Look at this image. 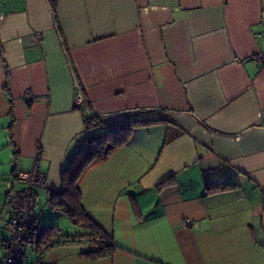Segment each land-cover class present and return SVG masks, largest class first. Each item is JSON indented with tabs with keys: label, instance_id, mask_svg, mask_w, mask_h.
<instances>
[{
	"label": "crops",
	"instance_id": "crops-1",
	"mask_svg": "<svg viewBox=\"0 0 264 264\" xmlns=\"http://www.w3.org/2000/svg\"><path fill=\"white\" fill-rule=\"evenodd\" d=\"M262 50L264 0H0V248L17 171L45 174L37 205L61 189L85 139L79 94L108 122L128 109L165 121L78 181L113 255L85 257L77 238L45 263L264 264ZM206 180L238 187L207 193Z\"/></svg>",
	"mask_w": 264,
	"mask_h": 264
},
{
	"label": "trees",
	"instance_id": "trees-1",
	"mask_svg": "<svg viewBox=\"0 0 264 264\" xmlns=\"http://www.w3.org/2000/svg\"><path fill=\"white\" fill-rule=\"evenodd\" d=\"M48 1L54 10L57 0ZM55 28L59 36H61L60 28L56 21ZM61 45L65 51L66 47L62 39ZM81 107L84 112V143L70 158L68 166L62 171L61 189L50 194L48 205L51 209L65 214L72 224L82 225L87 229L85 242L88 247L82 252V255L91 259L111 257L117 249V245L112 241L111 236H108L85 212L81 204L78 181L93 161H104L112 151L127 144L137 128L151 126L165 120L164 118L145 119L142 117L144 114L150 113L152 109H128L123 111L124 120L108 122L105 120L106 115L95 113L87 101H84ZM170 182L171 180L167 179L160 183L159 186ZM204 185L207 193L238 187L237 183L231 181L214 183L206 180ZM77 238H80V236L70 237L69 235L61 234L59 228L55 225L40 227L36 222V226L27 232L25 244L31 243L35 252L39 255L38 259L32 264H52L45 263L42 260L43 253L55 245L72 242ZM23 255L24 250L17 264L22 263Z\"/></svg>",
	"mask_w": 264,
	"mask_h": 264
},
{
	"label": "built area",
	"instance_id": "built-area-1",
	"mask_svg": "<svg viewBox=\"0 0 264 264\" xmlns=\"http://www.w3.org/2000/svg\"><path fill=\"white\" fill-rule=\"evenodd\" d=\"M256 57L264 61V50L258 52ZM24 92L25 98L30 101L33 98L32 91L26 89ZM76 103L77 105L84 103L79 94L76 96ZM15 179L21 187L10 193L6 199L11 231L9 238L4 242L5 264H17L20 261L26 234L36 226L35 208L38 204V191L46 184L45 174L37 169V165L30 171H17Z\"/></svg>",
	"mask_w": 264,
	"mask_h": 264
},
{
	"label": "rangeland",
	"instance_id": "rangeland-1",
	"mask_svg": "<svg viewBox=\"0 0 264 264\" xmlns=\"http://www.w3.org/2000/svg\"><path fill=\"white\" fill-rule=\"evenodd\" d=\"M39 201H40L39 205H37V208H36V214L40 218L42 216H45V214H47V212H48L50 215V217L48 218V222H51V220H55L54 222L58 226V228H60L61 234L69 235L70 237H73V236L78 234V236H80V239L83 240V243H86L85 242L86 241L85 233L87 232V229L84 226L72 224L65 214L52 210L49 207L48 201H47L44 194H42V193L40 194ZM52 215H53V217H52ZM46 222L44 220V224H46ZM51 224H53V223H48V224L43 225V226L48 227ZM24 251H25V255L23 257L21 264H32L39 257V255L37 254V252H35L33 245L31 243L25 244ZM3 255H4V250H2V248H0V260L2 259Z\"/></svg>",
	"mask_w": 264,
	"mask_h": 264
}]
</instances>
